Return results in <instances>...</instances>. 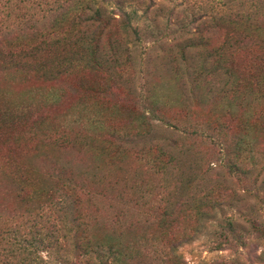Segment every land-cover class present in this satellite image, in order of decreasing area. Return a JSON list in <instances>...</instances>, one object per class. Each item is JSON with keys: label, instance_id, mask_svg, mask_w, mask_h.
Returning <instances> with one entry per match:
<instances>
[{"label": "rangeland", "instance_id": "rangeland-1", "mask_svg": "<svg viewBox=\"0 0 264 264\" xmlns=\"http://www.w3.org/2000/svg\"><path fill=\"white\" fill-rule=\"evenodd\" d=\"M234 2L93 0L92 8L106 14L122 9L129 15L138 35L128 45L129 61L121 54L117 68L94 69L79 61L66 66L70 57H79L75 47L57 49L36 63H14L20 66L0 61V253L5 264H69L76 256L83 264L85 255L75 245L86 234L126 241L128 225L151 219L161 199H185L210 186L222 202L201 219L197 232L182 221L173 234L158 239L163 253L171 242L192 235L174 248L178 263L169 264H264L262 102L237 107L234 97H247L251 88L242 90L245 82H239L238 92L227 94L231 83L223 86L226 80L203 63L208 48L195 39L201 21L231 10ZM20 6L22 0H0L1 28L19 25L12 14ZM73 24L63 17L56 36L74 33ZM109 29L98 48L108 49L115 33ZM14 39L0 46L3 54L26 49L24 36ZM260 40L227 56L236 75L262 56L255 45ZM217 44L212 34L206 47ZM137 112L145 124L138 135L123 138L126 149L117 148V137L133 128ZM256 118L246 135L235 134L237 125ZM153 145L173 157L163 177L134 153ZM62 184L77 205L63 194L67 190L57 189ZM228 219L237 238L224 229ZM149 224L151 234L154 221Z\"/></svg>", "mask_w": 264, "mask_h": 264}, {"label": "trees", "instance_id": "trees-1", "mask_svg": "<svg viewBox=\"0 0 264 264\" xmlns=\"http://www.w3.org/2000/svg\"><path fill=\"white\" fill-rule=\"evenodd\" d=\"M22 1L24 6L17 7V13L12 14L14 18H20L19 25L12 26L10 23V25L0 27V46L12 44L10 40H15L16 34H19V36H24L26 49L13 56L11 52L3 54L0 50V61L8 62L14 66L19 65L14 64L19 60L28 63L33 60L35 61L33 63H36L37 59H43L54 52L57 53V49L67 47H75L74 51L79 53V57H70L65 62L66 66L73 64V61H79L94 69L104 68L103 66L117 68L118 64L122 63L117 59L121 54H123L126 62L129 61L128 45L137 41L138 35L137 30L131 26L129 15L122 9H118L117 14H106L100 8H92L93 0H32L33 3L30 5V0ZM126 1L129 0H118L119 3ZM230 7L231 10L225 9L226 11L217 17H210L201 21L195 30V39L201 42L202 48H208L203 50V63L212 66L213 71L219 75L218 79L224 78L226 80L223 86H226V83L228 85V82L231 83V87L226 90L227 94L233 93V91L238 92L239 82H245L242 85V90H244V86L251 88V92L246 94L247 97L241 99L235 96L234 104L237 107H242L245 102L244 105L249 106L250 103L259 100L262 102V111H264V40L255 43L262 51V56L254 57L250 63L244 65V72L241 74L236 75L232 65L227 61V56L231 58L232 52L257 39L264 38V0H250L249 2L235 0ZM65 16L71 17L76 30L74 33L56 36V29L59 28L56 26L62 22ZM109 28L115 32L111 38V43L107 45V50L100 49L98 48L100 38L104 36L105 30L107 32L110 30ZM212 34L216 35L219 42L215 48H211L209 45L206 47V43ZM9 35H11L10 38L3 40L4 36L8 37ZM198 47L196 46V48ZM119 49H123L122 52H119ZM246 98L247 100H245ZM141 117L143 114L137 112L130 121L133 128L123 131V137H117V148L120 146L122 150L126 149L123 145L127 146V139L123 140V138L134 137L140 133L141 126L145 124ZM255 120L258 119H251L250 121L246 119L244 123H241L242 125H237L235 134L240 135L243 132L241 134L246 135L249 131L247 127L251 128V123ZM240 139L247 144L245 138L240 137ZM153 146V148L148 146L141 153L130 150L138 154L139 160L154 175L163 177L168 166H172L173 157L158 145ZM151 151L153 154L149 155ZM243 172L248 173V169ZM68 180L72 182L71 173ZM57 189H62L64 192L68 188L62 184ZM216 189L215 186L205 187L201 193L193 192L185 199H182L181 196L168 195L165 199L160 200L157 207L152 209L155 215L151 216V219H145L143 223L136 221L133 225H128L125 232L126 241H119V238L113 241H105L102 237L93 239L86 234L87 237L83 238L82 242L76 243V252L80 251L85 255L83 264H169L172 260L178 263L173 250L177 245L191 240L192 235L181 236L175 242H171L169 247L167 246V252L163 253L161 251L165 247L160 248L158 246V239L161 241L165 235L173 234L171 232L182 221L191 222L195 234L200 228L201 219L211 216L221 205L222 200L216 199L221 197L219 192L215 191ZM63 194L73 200V205H77L76 199L73 198V195L69 196L68 190ZM152 220L154 221V232L150 234L147 229ZM254 225L256 231L262 227L258 224ZM224 229L232 237L237 238L231 220L226 221ZM1 257L2 254L0 253V264H5ZM61 262L68 264L64 260ZM69 264L81 263L76 256Z\"/></svg>", "mask_w": 264, "mask_h": 264}]
</instances>
